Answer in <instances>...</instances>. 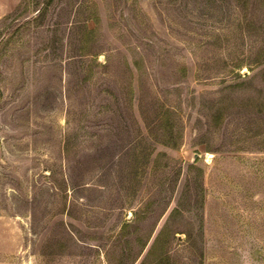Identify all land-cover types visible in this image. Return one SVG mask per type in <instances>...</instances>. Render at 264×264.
Here are the masks:
<instances>
[{"label": "rangeland", "instance_id": "1", "mask_svg": "<svg viewBox=\"0 0 264 264\" xmlns=\"http://www.w3.org/2000/svg\"><path fill=\"white\" fill-rule=\"evenodd\" d=\"M0 264H264V0H0Z\"/></svg>", "mask_w": 264, "mask_h": 264}]
</instances>
